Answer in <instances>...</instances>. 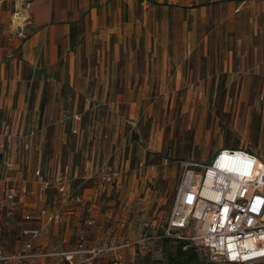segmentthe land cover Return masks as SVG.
<instances>
[{
  "label": "crops",
  "instance_id": "crops-1",
  "mask_svg": "<svg viewBox=\"0 0 264 264\" xmlns=\"http://www.w3.org/2000/svg\"><path fill=\"white\" fill-rule=\"evenodd\" d=\"M263 93L264 0H0V167L2 150L25 135L28 149L16 160L29 187L36 170L51 180L65 174L86 199L64 200L51 186L47 203L63 219L45 226L22 218L42 204L25 196L9 225L0 214L3 253L31 239L44 255L27 264H67L55 253L75 249L89 218L94 242L112 232L130 238L113 226L127 224L123 196L145 160L163 155L162 134L201 127L203 101L217 95L238 114ZM146 121L144 145L131 131ZM222 148L235 147L215 144L211 157ZM109 165L123 177L101 186ZM38 228L36 239L20 233ZM139 252L130 246L92 264H133Z\"/></svg>",
  "mask_w": 264,
  "mask_h": 264
},
{
  "label": "built area",
  "instance_id": "built-area-1",
  "mask_svg": "<svg viewBox=\"0 0 264 264\" xmlns=\"http://www.w3.org/2000/svg\"><path fill=\"white\" fill-rule=\"evenodd\" d=\"M25 139V135H20L13 148L6 146L2 150V224L9 225L17 215L16 204L25 196H31L42 204L34 217L24 214L22 218L25 221L34 219L45 226H58L63 213L59 205L47 203L46 192L51 186L64 200L83 202L86 199L73 193L70 179L65 174L51 180L36 170L35 187H29L19 174L16 160L17 155L28 149ZM149 168L154 170L155 165ZM121 177V171L109 165L99 174V185L120 183ZM180 178L161 234H143L133 241L129 237L121 239L112 232L104 242H94L89 237V228L94 221L89 218L76 235L75 249L55 254L62 255L67 264H92L106 253H117L135 244L140 247L145 242L170 236L199 244L211 260L220 263L264 262V159L245 148H222L205 161L184 163ZM40 228L23 229L20 233L36 239ZM2 247L0 245V264H27L29 259L44 255L33 251L31 239L12 255H5Z\"/></svg>",
  "mask_w": 264,
  "mask_h": 264
},
{
  "label": "rangeland",
  "instance_id": "rangeland-1",
  "mask_svg": "<svg viewBox=\"0 0 264 264\" xmlns=\"http://www.w3.org/2000/svg\"><path fill=\"white\" fill-rule=\"evenodd\" d=\"M223 98L224 95L220 94L214 100L211 98L203 101L208 110L202 118L201 127L196 125L188 130L162 134L161 154L165 160L154 153L152 161L151 158H147L142 167L136 170L133 183L135 188L123 196L125 198L122 199L121 207L124 208L121 210L122 218L127 224L130 223L128 224L130 226L125 224L124 227H116L114 225V230L122 236H130L133 241L143 234H161L172 208L183 164L208 159L211 157V148L215 144L245 148L264 159V93L262 98L255 102L252 112H239L238 114L232 112L230 102ZM161 119H164V124H167L169 128L170 118ZM193 119L196 122L197 119ZM147 124L149 121H146L145 127H141V131H131L133 132L131 138L135 140L141 138V143L145 145L149 136V133L144 131L148 128ZM151 164L155 165L154 170H150ZM170 238L172 241L166 246L162 239L145 242L140 245V255L148 254L152 258H162L165 249L170 250L177 239V237ZM191 245L196 248L201 260L214 261L199 244L191 243ZM258 264H264V262Z\"/></svg>",
  "mask_w": 264,
  "mask_h": 264
},
{
  "label": "trees",
  "instance_id": "trees-1",
  "mask_svg": "<svg viewBox=\"0 0 264 264\" xmlns=\"http://www.w3.org/2000/svg\"><path fill=\"white\" fill-rule=\"evenodd\" d=\"M161 239L165 246L172 241L168 236H163ZM175 241V244L170 250L165 249L162 258H152L148 254L141 256L140 253H138L133 264H232L201 260L196 248L191 245V242L178 238Z\"/></svg>",
  "mask_w": 264,
  "mask_h": 264
}]
</instances>
